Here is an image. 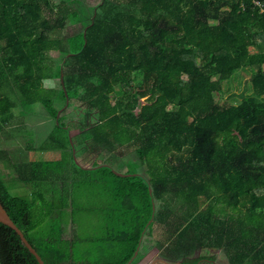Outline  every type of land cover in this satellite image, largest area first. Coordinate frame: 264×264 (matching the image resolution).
<instances>
[{"label": "trees", "instance_id": "obj_1", "mask_svg": "<svg viewBox=\"0 0 264 264\" xmlns=\"http://www.w3.org/2000/svg\"><path fill=\"white\" fill-rule=\"evenodd\" d=\"M261 6L264 0H0V124L16 108L40 104L53 124L38 150L51 142L69 155L67 163L62 155L55 165L19 167L20 180L43 189L47 176L71 171L70 187L73 168L108 171L112 200L130 225L122 264L135 257L155 204L134 264H210L216 256H197L210 250L226 252L230 264H264ZM77 23L81 31L61 37ZM241 74L246 83L226 87ZM126 148L138 162L117 173L106 161ZM78 152L95 156L97 170L83 169ZM0 202L45 264H78L64 232L31 238L32 205L12 196L1 176ZM0 263L39 264L2 223Z\"/></svg>", "mask_w": 264, "mask_h": 264}, {"label": "rangeland", "instance_id": "obj_2", "mask_svg": "<svg viewBox=\"0 0 264 264\" xmlns=\"http://www.w3.org/2000/svg\"><path fill=\"white\" fill-rule=\"evenodd\" d=\"M81 30L80 23L68 24L60 35L66 39ZM239 79L237 81L233 77L226 83V87L235 90L239 87V81L243 84L247 82L243 79V74ZM44 83L46 88L59 86L58 80H46ZM243 84L236 91L237 94L247 87ZM232 89L229 90L234 92ZM223 96L225 100L227 94ZM216 97L220 99L219 95ZM68 118L75 116L71 115ZM52 124V119L40 104L29 110L16 108L8 122H1L0 163L4 167L0 170V176L4 180V185L8 187L12 196L24 198L31 203L36 227L31 238H37L39 234L45 232L50 238L56 237L62 231L63 238L71 244L73 258L78 264H122L126 253L121 237L130 230V225L124 223L128 219L120 218V212L125 210L112 200L116 187L108 171H74V168H71L70 187L66 178L71 171H65L62 175L47 176L43 184L44 190L40 189V186L33 187L36 186L35 183L33 186H27L20 180L22 170L20 171L19 167L25 164L50 162L55 165L61 160L63 154L54 151L51 142L48 143L47 149L38 150L45 144ZM63 156L64 163H67L69 155L65 153ZM77 156L83 169L97 170L95 156L85 159L79 152ZM133 161L138 162L135 149L126 148L109 157L106 162L115 172L125 173L128 163ZM38 167L42 169L39 171V175H42L44 166ZM145 169L146 166L142 165L139 172L144 173ZM51 170L55 173V167H51ZM55 191L64 194L57 196L54 195ZM149 247L152 248L153 245ZM201 255L216 256L215 262L210 264H230L229 257L223 250L203 251L197 254L198 257ZM200 264L209 263L204 261Z\"/></svg>", "mask_w": 264, "mask_h": 264}, {"label": "water", "instance_id": "obj_3", "mask_svg": "<svg viewBox=\"0 0 264 264\" xmlns=\"http://www.w3.org/2000/svg\"><path fill=\"white\" fill-rule=\"evenodd\" d=\"M121 176V175H120ZM125 177V176H124ZM156 212H157V207L155 204V210H154V215L153 218L151 220V222L149 223L148 227L146 228V230L143 233L140 245L138 247V250L136 252L135 257L133 258V260L129 263V264H134V262L139 258L140 254L142 253L143 250V245L146 239V236L148 234V231L151 227V225L154 223L155 217H156ZM0 223L9 226L10 228L14 229L20 236L23 245L30 251V253L37 259L39 264H45L41 257L38 255V253L36 252V250L30 245V243L27 241V239L25 238L24 233L16 226V224L13 222V220L10 218L8 212L6 211V209L4 208V206L2 205V203L0 202ZM1 264V263H0ZM153 264H176V263H170L166 260H158Z\"/></svg>", "mask_w": 264, "mask_h": 264}, {"label": "built area", "instance_id": "obj_4", "mask_svg": "<svg viewBox=\"0 0 264 264\" xmlns=\"http://www.w3.org/2000/svg\"><path fill=\"white\" fill-rule=\"evenodd\" d=\"M257 4H260V2H257ZM261 14L264 15V7L261 6Z\"/></svg>", "mask_w": 264, "mask_h": 264}, {"label": "crops", "instance_id": "obj_5", "mask_svg": "<svg viewBox=\"0 0 264 264\" xmlns=\"http://www.w3.org/2000/svg\"><path fill=\"white\" fill-rule=\"evenodd\" d=\"M254 51V50H253Z\"/></svg>", "mask_w": 264, "mask_h": 264}]
</instances>
